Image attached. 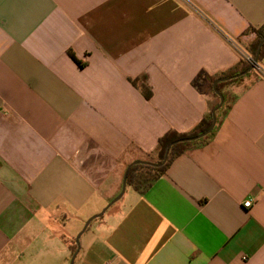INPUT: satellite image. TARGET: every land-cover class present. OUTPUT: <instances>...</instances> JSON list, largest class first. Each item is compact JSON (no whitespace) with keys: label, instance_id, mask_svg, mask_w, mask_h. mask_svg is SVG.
<instances>
[{"label":"crops","instance_id":"crops-1","mask_svg":"<svg viewBox=\"0 0 264 264\" xmlns=\"http://www.w3.org/2000/svg\"><path fill=\"white\" fill-rule=\"evenodd\" d=\"M262 24L264 0H0V264H67L61 237L198 125ZM255 72L206 145L90 221L78 264H264V57Z\"/></svg>","mask_w":264,"mask_h":264},{"label":"trees","instance_id":"trees-1","mask_svg":"<svg viewBox=\"0 0 264 264\" xmlns=\"http://www.w3.org/2000/svg\"><path fill=\"white\" fill-rule=\"evenodd\" d=\"M249 34H252L253 38L246 45L240 47L243 55L242 58H240V60L238 61V63L231 69L210 77L211 100L208 101L207 111L203 115L198 125L187 133H177L175 131H167L157 141V154L155 157L144 155L143 157L139 159H135L134 161H143V162L155 163V164L161 163V161L164 158V154L167 147L172 142L184 138L194 137L196 135H199L200 133H203L210 127L212 123V111L214 107L219 103V97L212 89L213 83L219 79L230 78L235 75H238L250 68L251 63L247 61L246 57H249L252 60L256 58L258 45L260 41L264 38V24H262L258 28L249 27L243 32L242 35H249ZM68 54L70 58L78 65V67L80 68L85 67V63L79 61L71 52H69ZM263 57H264V44L261 47L260 53L258 55V59H257L258 65L261 63ZM250 74L254 75L253 76L254 78L251 81L252 83L257 78V73L255 72V70H251L249 73H247L244 76L217 83L216 88L218 92L223 96L224 102L223 105L220 107V109L216 112V124L210 134L196 141L180 142L174 145L169 150L167 161L160 167H154L148 164L133 165L128 170L127 178H126V186L131 187L134 191H136L139 194H144L158 178H160L166 173L167 169L170 167L172 162L177 157L181 156L188 150L206 145L211 140L214 132L220 126L222 121L226 118L228 112L231 110L232 106L236 101V95L229 90L230 87L239 84ZM131 83L142 92V94L146 99L150 97L151 93L146 89L144 83H142L139 80H132ZM247 87L248 86L246 85L244 86L243 89L245 90ZM132 162L133 161L129 162L126 165V167ZM61 240L67 244V248L70 252V256H72V254L76 250V243L72 242L68 244L63 237H61Z\"/></svg>","mask_w":264,"mask_h":264},{"label":"water","instance_id":"water-1","mask_svg":"<svg viewBox=\"0 0 264 264\" xmlns=\"http://www.w3.org/2000/svg\"><path fill=\"white\" fill-rule=\"evenodd\" d=\"M264 44V38L260 41L259 45H258V49H257V55H256V58L253 60V63L251 64L250 68L247 69L246 71L238 74V75H235L233 77H230V78H223V79H219L217 81H215L212 85V89L213 91L217 94V96L219 97V103L214 107L213 111H212V123L210 125V127L204 131L203 133H200L199 135H196L194 137H189V138H184V139H180V140H177V141H174L172 142L166 149L165 151V154H164V158L163 160L161 161V163H147V162H143V161H133L132 163H130L125 171H124V174H123V177H122V183H121V190H120V193L112 200L110 201V203L107 204V206L102 209V211L98 214V215H95L93 216L92 218L88 219L87 222L85 223V225L83 226V229L80 231V233L78 234L77 236V240H76V250L75 252L72 254L71 256V260H70V264H74V261H75V258L79 252V238L80 236L82 235V233L86 230L88 224L90 223L91 220L93 219H96V218H99L101 217L105 211L111 207L114 203H116L121 197L122 195L124 194V191H125V188H126V178H127V173H128V170L133 166V165H136V164H148V165H151V166H154V167H160L162 166L166 161H167V158H168V153H169V150L171 147H173L174 145L180 143V142H192V141H196V140H199L205 136H207L208 134H210L216 124V112L220 109V107L223 105V102H224V98L223 96L218 92L217 88H216V85L218 82H221V81H226V80H229V79H235V78H238V77H241V76H244L246 75L247 73H249L251 70H255L257 69L258 67V62H257V59H258V55L260 53V50H261V47L263 46Z\"/></svg>","mask_w":264,"mask_h":264},{"label":"rangeland","instance_id":"rangeland-1","mask_svg":"<svg viewBox=\"0 0 264 264\" xmlns=\"http://www.w3.org/2000/svg\"><path fill=\"white\" fill-rule=\"evenodd\" d=\"M126 190V193H125V197H127V196H129L131 193H133L132 191H133V189L131 188V187H129V186H126V188H125ZM107 206V205H106ZM105 206V207H106ZM104 207V208H105ZM103 208V209H104ZM112 208H110V210H111ZM110 210H108V212L110 211ZM102 211V210H101ZM100 211V212H101ZM99 212V213H100ZM98 213V214H99ZM97 214V215H98ZM95 216V215H94ZM107 218V213L106 214H104V216H102V218H98V220H96V221H101L102 219H106ZM83 229V228H82ZM54 230H57V228H55ZM58 231H60V232H62L63 231V229H58ZM80 233V232H79ZM79 233H76L75 235H71V236H67L69 239H71V243L72 242H75L76 243V240H77V236H78V234ZM95 235L97 236V234L96 233H94V231L91 233L90 231H88V232H86V233H84V235H82V236H80V238H79V240H78V242H79V254H78V256H77V258H76V261H74L76 264H78L79 263V261H81L82 259H84V257H85V255H87L86 254V248H85V246H86V244H90L91 242H92V239H95ZM66 249V248H65ZM65 251V254L67 255V258H68V262H67V264H70V260H71V256H70V252L69 251H67V249L66 250H64ZM70 256V257H69ZM89 260V259H88ZM95 260V258H90V262L91 261H94ZM74 263V264H75Z\"/></svg>","mask_w":264,"mask_h":264},{"label":"built area","instance_id":"built-area-1","mask_svg":"<svg viewBox=\"0 0 264 264\" xmlns=\"http://www.w3.org/2000/svg\"><path fill=\"white\" fill-rule=\"evenodd\" d=\"M246 59H247V61H249L251 64L253 63V60H252L251 58L246 57ZM257 68H258V67H257ZM251 205H252L251 200H248V201L244 202V204H243V206H244L245 208H249V207H251Z\"/></svg>","mask_w":264,"mask_h":264}]
</instances>
